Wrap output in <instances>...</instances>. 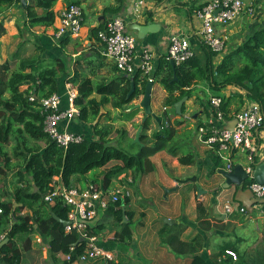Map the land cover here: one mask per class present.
<instances>
[{
  "label": "crops",
  "instance_id": "1",
  "mask_svg": "<svg viewBox=\"0 0 264 264\" xmlns=\"http://www.w3.org/2000/svg\"><path fill=\"white\" fill-rule=\"evenodd\" d=\"M208 1L210 0H57L52 8L55 14L53 26L41 28L36 38L30 39L34 46L33 54L38 53L35 44L37 42L39 47L43 48L40 53L42 60L50 64L52 60L60 58L66 65L67 75L57 79L60 95H63L67 88L74 89L77 95V84L89 81L87 87L92 88L90 98L97 102L104 101L105 98L102 112L112 118L117 114V110L114 111L110 107L114 101L113 95L104 96L97 90L117 78L124 79L128 76L118 72L113 62L102 55L103 44L92 34V30L113 18H121L126 24V31L136 39L137 49L143 48L152 54L154 72L151 77L153 80L150 108L158 121L157 124H150L145 133V143L147 145L151 141L152 136L161 130V125L166 121V127L162 128L165 134H161L165 147L146 158L150 168L135 183L130 170L113 178L110 187L124 183L129 187L131 195L113 210L98 213L91 225L96 245L111 253L115 264H189L192 257L188 252L189 246L208 264H234L224 254L226 247L241 253L245 250L243 247L249 244L252 235L255 234V238L257 235L261 236L260 238L264 235V232L261 233L264 230V204L256 203L247 188L248 180L241 188H225V180L219 172L225 169L228 163H231L232 167L250 166L247 151L243 148L229 152L221 151L208 145L205 135L197 130L200 126L208 125L209 120L214 121L215 126L219 128L230 130L235 124L236 113L256 102L246 96V91L235 86H226L219 91V96H215L216 93L203 81L191 86L192 94L186 97L179 112H176L174 105L163 106L167 93L156 82L168 74L163 60L172 35L185 37L201 69L204 70L207 66V50L196 41L201 22L194 12ZM243 1L254 5V13L243 14L233 24L220 30L227 38V45L223 53L211 57L213 67L221 62L229 50L243 41L255 24L264 22V0ZM32 2L33 0H26V4ZM69 3H76L82 8L81 30L77 36H70L67 40H63L65 36L55 38L53 35L59 26L60 14ZM109 6H115L116 10L106 11ZM23 8L21 4L18 7L16 5L0 14V22L4 24L3 27L5 22L8 23L5 29L14 38L17 34L14 21L18 17L17 13L23 12ZM101 16L105 19H101ZM144 26H148L151 31L141 32L138 27ZM26 87L27 85L22 86V90ZM211 96L220 97L222 103H227L222 120L215 119L213 107L209 102ZM240 101L243 102L242 105ZM137 103L138 100H133L130 105ZM61 108H65L64 97ZM143 117V110L140 109L132 120L115 121L112 125L115 129L126 131L123 138L125 141H133ZM105 122L111 123L103 117L101 123ZM61 128L80 134L83 138H95L92 125L82 124L76 119L61 123ZM115 136L113 134L111 137L113 142L116 140ZM141 144L144 145L142 142ZM252 144L255 147L252 162H264V125L254 133ZM99 173L97 170L88 173L84 178L73 177L72 185L83 188L92 183V179H97L100 184ZM15 177L14 172H9L6 177L0 175L1 202L14 203L12 195L17 188ZM55 180L60 181L58 177H55ZM132 184L136 191H133ZM227 202L239 208L243 207L245 211H235L226 218L222 206ZM52 206L38 201L35 204H26L17 213V219L30 215L29 224L32 225L31 233H27L30 238L29 250L21 249L22 244L16 243L20 250L19 264L65 262V254L49 251L48 241L51 236L50 230L47 229V220L52 216L49 212ZM118 210L120 221L117 220ZM41 220L45 221L42 225L39 222ZM126 228L129 237L124 231ZM240 231L241 235L238 234ZM160 233H163L164 237ZM54 236L58 237L57 234ZM168 236L177 237L172 246L167 244ZM59 239L69 246L80 240L79 237L64 232ZM259 242L262 245L264 240ZM258 247L254 245L251 248L255 250ZM74 264L102 263L100 260H87Z\"/></svg>",
  "mask_w": 264,
  "mask_h": 264
},
{
  "label": "trees",
  "instance_id": "2",
  "mask_svg": "<svg viewBox=\"0 0 264 264\" xmlns=\"http://www.w3.org/2000/svg\"><path fill=\"white\" fill-rule=\"evenodd\" d=\"M56 1L33 0L32 3L26 4L23 12L17 13L16 38H26V40H22L13 53V57L19 59L14 70L10 71L7 63L0 65V175L6 177L9 172H14L17 185L12 195L14 203L0 201V234H5V240H7L0 244V264H19L20 250L16 246L17 242L22 244L21 249L29 250L30 238L27 233L32 231V225L29 224L31 217L26 215L23 219H17V213L26 204L42 202V197L50 191V184L55 177L69 187L72 185L73 177L84 178L88 173L99 170L100 184L97 179L91 181L106 189L111 186L114 177L126 170L132 172L134 179L136 175L146 173L150 168L146 158L165 147V140L162 137L165 134L163 129L156 132L147 145L145 143V133L150 124H157V118L153 114L139 124L142 126L139 139L144 145L140 147L138 144L131 143L132 139L129 140L130 149L133 150L131 153L125 152L120 147V141L125 137L126 131L115 129L112 125L115 121H130L140 111L136 108L129 110L133 106L130 105L133 100L142 98L143 88L148 81L140 78L139 73L132 78H117L107 85L100 86L97 90L104 96L113 95L114 101L110 107L114 111L117 110L114 118L102 112L105 98H103L104 101L98 102L90 98L92 88L87 87L90 84L89 81L85 80L77 84L74 103L79 114L76 120L85 125H92L95 137L92 140L86 137L82 142L70 144L63 149L44 132L45 116L41 101L54 93H61L57 79L67 75V67L60 58L46 64V61L40 57L43 48L39 47L35 41L38 53L22 58L20 52L24 43L29 42L32 37L36 38L34 28L47 29L53 26L55 14L52 8ZM19 3L20 0H0V14L16 5L18 7ZM70 4L77 5L76 3L68 5ZM105 10L113 12L116 7L109 6ZM103 27L104 24L99 25L92 30V34L97 37ZM5 32L0 22V38ZM69 37L65 36L63 40ZM214 55L215 53L207 50V66L204 70L194 56L173 67L164 59L168 74L156 81L167 93L163 106H172L181 98L189 97L192 94L191 86L196 82L204 81L211 91L216 93L215 96H219V91L226 86H235L246 91V96L258 103L264 113V24H255L243 41L229 50L215 67L211 63V57ZM173 74L176 80H172ZM131 82L135 85V91L128 97ZM24 85L27 87L22 90ZM242 104L243 102L240 101V105ZM225 106L227 103L220 105L219 110L222 115ZM97 117L99 119L94 123ZM103 117L111 123H101ZM113 134L118 135L117 143L111 139ZM119 204L118 202L107 210H113ZM67 211L62 201L56 199L49 212L58 219L66 221ZM116 213L117 220L120 221L119 210ZM47 221V229L50 230L51 236L48 241L49 251L69 254L71 260L63 264H72L77 261L83 253L84 242L78 241L75 245L69 246L59 239L64 232V226L52 216ZM39 222L42 225L45 221ZM127 230V228L124 229L129 237ZM55 234L58 237H55ZM89 234L95 236L91 229ZM160 234L164 237L163 233ZM68 235L76 236L73 233ZM175 240L177 241L176 236H168L167 244L172 246ZM189 247L188 252L192 254L189 264H208L201 255L196 254L193 247L192 249L191 246ZM258 248L254 250V253ZM231 250L238 255L235 264H264L263 253L252 254L253 258H251L250 255L245 256L234 248Z\"/></svg>",
  "mask_w": 264,
  "mask_h": 264
},
{
  "label": "built area",
  "instance_id": "3",
  "mask_svg": "<svg viewBox=\"0 0 264 264\" xmlns=\"http://www.w3.org/2000/svg\"><path fill=\"white\" fill-rule=\"evenodd\" d=\"M254 5L245 4L243 0H210L204 6L194 12L195 17L201 22V27L196 34V41L205 49L215 54L224 52L227 38L221 29L233 24L243 14L252 15ZM83 21L82 8L75 4L67 5L59 17V26L54 37L77 36L81 30ZM103 44L102 55L113 62L118 72L132 78L139 73L140 78L151 81L154 64L152 54L146 49H137L136 39L126 31V24L121 18H113L104 24L97 34ZM193 56L188 40L180 35L170 37L165 61L178 65ZM64 97L65 108H61ZM76 92L67 88L63 95L54 93L48 98L42 99L41 104L44 112V132L63 149L70 144L83 141V136L69 132L61 128V123H69L76 119L79 112L74 100ZM210 105L213 107L215 119L222 120L223 115L219 108L222 104L220 97L211 96ZM235 124L232 129H224L215 126L214 121L209 120L208 125L197 128L198 132L205 135V142L215 146L221 151H232L243 148L248 153L250 166L244 168L248 175L247 188L257 198H264V184H258L251 179L253 167L251 165L255 147L252 144L254 133L264 125V113L258 103H254L234 116ZM167 122H164L166 127ZM231 163L224 169L232 171ZM131 191L126 184H118L116 187L104 189L101 185L90 183L85 187L71 185L65 186L61 181L53 179L50 191L43 197L42 202L54 205L56 199L62 201V205L68 209V225L64 226L66 234H75L79 241L84 242L82 255L74 263H83L87 260H100L102 264H115L111 253L98 247L95 236L89 234L91 225L100 212L109 207L121 203L130 197ZM235 211L243 213L245 210L230 202L224 203L222 212L228 217ZM1 213V210H0ZM5 234H0V244L4 241ZM224 254L236 263L238 255L231 249H226ZM70 255H65V261H70Z\"/></svg>",
  "mask_w": 264,
  "mask_h": 264
},
{
  "label": "water",
  "instance_id": "4",
  "mask_svg": "<svg viewBox=\"0 0 264 264\" xmlns=\"http://www.w3.org/2000/svg\"><path fill=\"white\" fill-rule=\"evenodd\" d=\"M20 4L22 7H25L26 6V0H20ZM100 18L103 20L105 19L104 16H101ZM263 24H264V22H263ZM152 25L153 24H150V26H152ZM148 26L138 27V28H139V30H141V32L151 31V29H149ZM170 64H171V66H174V64L172 62H170ZM173 80H176V76L174 74H173ZM151 89H152V82L148 81L146 83V85L144 86L142 98L140 100H138L137 104H134L130 108V110L135 109V108L136 109H142L143 113H144L143 120H145L149 115L152 114L151 108H150ZM134 91H135V85L133 82H131L130 91H129L127 96L129 97ZM185 100H186V97H183L182 99H180L178 102H176L174 104L176 112H179V109ZM98 119H99V117H97V119L94 121V123H96ZM157 121H158V119H157ZM234 122H235V120H234ZM141 131H142V126H139L138 129L136 130V133L134 135V139H133L132 143L138 144L142 147V144L140 143V140H139ZM251 165L253 167L251 179L258 184H264V162L263 161L251 162ZM219 172L225 180V188H229L231 186L241 188V187H243L244 182L246 180H248V175L245 172L244 167H242L240 165L234 166L232 168V171H230V172H226L224 169L220 170ZM250 193H251V191H250ZM252 196L256 199V203L264 204V198H257L253 194H252ZM52 217L57 222H60L63 226L68 225L67 221H62V220L58 219L56 216H54L53 214H52ZM163 222H170V221L169 220H163ZM6 241L7 240H5L4 242H6Z\"/></svg>",
  "mask_w": 264,
  "mask_h": 264
},
{
  "label": "rangeland",
  "instance_id": "5",
  "mask_svg": "<svg viewBox=\"0 0 264 264\" xmlns=\"http://www.w3.org/2000/svg\"><path fill=\"white\" fill-rule=\"evenodd\" d=\"M245 4L248 5V4H251V3L245 2ZM16 23H17V21L15 20L14 21V27L15 28H16ZM7 24L8 23L5 22V27L7 26ZM3 26H4V24H3ZM40 30H41V27L40 28H34L33 32L35 34H37V32H39ZM0 40H1V42H0V65H1V63L2 64L3 63H7L8 69H10V71H12V70H14L16 68V64L19 61V59L13 57V53L16 50V48L18 47V44L22 40H26V38H24V39L23 38L22 39L21 38H17L16 39V38L12 37V35L8 34L7 31H6L5 34L0 38ZM33 47L34 46L31 43V41L24 43V45L21 47L20 57L25 58V57H29V56L33 55ZM46 64H49V63L46 62ZM164 127L165 126H164V123H163V125H161V129L164 128ZM114 138H116L115 142L117 143L118 135H116ZM120 142H121L120 143V147L125 152H127V153L133 152V150L130 149L129 141H125V139H122V141H120ZM131 143H132V141H131ZM143 174H146V173H143ZM143 174L136 175V178H135L133 183H135L136 180L140 176H142ZM132 177H134V175ZM132 186H133V184H132ZM133 188H134L133 191H136V187L133 186ZM259 229L262 230L263 227L262 228L259 227ZM263 232H264V230L261 231V233H263ZM238 234L241 235V231ZM245 237H247V236L245 235ZM255 237H256L255 234L250 237L249 244L248 245L246 244L243 247V248H245V250L243 252H241V253H244L245 256H249L250 255V257L253 258L252 254H257L258 252H260V253H263V259H264V242L262 243V245L259 242V241H263L264 240V235L262 236V238H260L261 236H259V235H257V238H255ZM258 244H260V246H259L260 248H258L257 251L254 253V250H252L253 248H251V247H253L254 245H255V247L256 246L258 247Z\"/></svg>",
  "mask_w": 264,
  "mask_h": 264
},
{
  "label": "clouds",
  "instance_id": "6",
  "mask_svg": "<svg viewBox=\"0 0 264 264\" xmlns=\"http://www.w3.org/2000/svg\"><path fill=\"white\" fill-rule=\"evenodd\" d=\"M147 82H148V81H147ZM4 241H5V239H4ZM4 241H3V242H4ZM3 242H2V243H3ZM2 243H1V244H2Z\"/></svg>",
  "mask_w": 264,
  "mask_h": 264
}]
</instances>
